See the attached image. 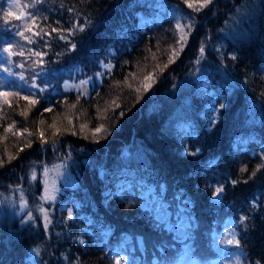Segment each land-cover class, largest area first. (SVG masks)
<instances>
[{
  "label": "trees",
  "instance_id": "16d2710c",
  "mask_svg": "<svg viewBox=\"0 0 264 264\" xmlns=\"http://www.w3.org/2000/svg\"><path fill=\"white\" fill-rule=\"evenodd\" d=\"M7 1L0 0V49L15 39L42 50L43 40L27 45L4 25ZM19 1L24 17L40 8ZM72 21L86 30L68 37L71 43L56 33L44 37L52 47L43 49L40 77L27 70L35 67L31 61L15 66L24 63L20 56L0 62L16 74L0 71V92H37L33 81L43 89L26 115L9 97L12 119L0 121V154L14 158H0V199L18 192L14 182L34 192L27 173L55 152L75 183L43 205L52 221L47 230L40 217L21 225L0 208V264H264V166L256 171L264 165V0H214L199 12L179 0H47L37 26L66 29ZM178 23L184 32L194 25L182 50ZM145 67L153 71L137 75ZM50 116L62 122L59 132L79 136L39 142L41 133L48 138ZM217 187L224 191L214 201ZM242 215L249 217L243 225ZM224 231L240 247L228 244L220 256L213 243Z\"/></svg>",
  "mask_w": 264,
  "mask_h": 264
},
{
  "label": "snow or ice",
  "instance_id": "6c2138e0",
  "mask_svg": "<svg viewBox=\"0 0 264 264\" xmlns=\"http://www.w3.org/2000/svg\"><path fill=\"white\" fill-rule=\"evenodd\" d=\"M47 3V0H34V2L31 5H25L24 7H33V8H37V5L40 6V8H37V10L31 14H29L27 17H24L22 13L16 14L15 16H13V13L11 11H5L2 17V21L4 23V25L8 28H11L13 30H15V36H18L20 38V40L24 41L25 44L27 45H37V40L33 39L34 37L39 38L41 40H43V45H37L38 47H40L42 50L40 51H33L31 47L25 48L23 44H20V41L12 39V40H8V41H3L4 46L2 47V49H0V62H3L5 65H9L14 63L12 61V57L14 56H20L21 58L24 59V63L21 64H16V67H20L22 69L25 68V64L28 63V61H31L32 64L35 65L34 68H29L27 69L28 71L32 72V74L36 77H40L42 75V73L40 71H38V69H42L44 67L45 61H44V57L47 55V52L44 51L43 49L45 48H51L52 45L49 43V39H51V34L52 33H56L57 34V38L59 40H66L68 43H71L70 40H68V37H72L75 35L76 32H83L85 31V26L79 22L76 21H72L69 24L68 28H63L61 27H53L50 29V31H45L42 27L37 26V18L40 17V12L41 9L43 7V5ZM183 3H185L187 5L188 8L193 9L194 11L199 12L201 9L204 8H208L210 5H214V0H197V3H193L192 0H183ZM14 5H9V7H13ZM68 11L71 13L74 11V9L69 8ZM11 18V19H10ZM43 19L47 20V17H42ZM23 20L22 24L19 23H13V21H21ZM194 25H184L185 28L188 29V32H184L181 31V24H177L176 25V29L177 31L180 33L179 34V40L178 43L181 45V49H183V44L187 42V38H188V33L191 32V27ZM35 29V30H34ZM30 34V35H29ZM44 37H49V39H44ZM71 48L74 49L75 48V44H71ZM200 51V55L203 56L205 53V47L201 46V48L199 49ZM217 51H219V49H217ZM25 53H27V57L25 58ZM6 54V55H5ZM178 52L174 50L173 55H177ZM57 55H60V53H57ZM231 59L235 60L237 59L236 56H232ZM199 60V58H198ZM172 60L171 58L169 59V63H171ZM112 66L108 65V68L110 69ZM165 68L168 67V64L164 65ZM0 71H5L8 72L9 76H13L16 75L15 73L11 72L9 70V68L6 66L3 69H0ZM19 79L23 80L25 79V77L21 74L19 76ZM145 81H151L153 79V77L151 75L145 76L144 77ZM87 83L86 81H81V84H85ZM151 86L150 83H144L143 87L147 90L149 87ZM31 88L33 89H37V92H29L26 95H19L16 92H0V99L3 100V102L5 104L9 103V97H15L17 100H24L26 101L27 105L29 106H35L38 102V100L35 98L38 95L39 91H42L43 89L39 87V85L33 81L30 85ZM79 87V86H77ZM81 95H86L85 93H81ZM72 107H75V105L73 104ZM220 109H223L226 107L225 104H220ZM45 111H51L50 108L45 109ZM213 111H217V109L214 107ZM21 115H26L27 112H21ZM215 121L213 119H209V124H213ZM10 129H5V131H9ZM210 130V129H209ZM102 131V126H98L95 128L94 132H93V136H95L97 133H100ZM75 134V133H73ZM17 135H19V133H17ZM40 138L42 141V144H46L47 141L44 140L43 138V133L40 134ZM57 141H54L52 144V147L56 146ZM26 147H31V144H27ZM22 150V149H21ZM200 151L199 148L196 149L195 152L192 151H187L186 154L188 155H196L198 154ZM14 157H10V159H12ZM261 159L264 160V154L261 155ZM0 166H2V162H0ZM264 165L258 166L256 171H260V167H262ZM245 169H241V171H244ZM256 172H253L252 175L255 176ZM33 180H36V174L33 173L32 177ZM246 182V181H245ZM233 184H236V181L233 180L232 181ZM224 189L223 187H217L215 189V193L213 195V200H219V198L221 197L222 193H223ZM23 196H21V201L23 202ZM41 199H44L43 197ZM258 201H253L252 207H256ZM41 212H44V209L41 208L40 209ZM72 209L68 210V218L71 219L72 218ZM30 219H32V217H29ZM249 219V217L247 215H242L239 217V222L240 224H245L247 222V220ZM52 221L49 219V217L47 215H45L44 217V228L47 230L49 224H51ZM79 243L81 245H84V241L81 239L79 240ZM228 244H235V246L237 248L240 247V243L239 241L235 240V236H233V239L228 240ZM38 251V250H35ZM65 259H68L67 257H65ZM118 264V262H117ZM161 264H163V261H161Z\"/></svg>",
  "mask_w": 264,
  "mask_h": 264
},
{
  "label": "rangeland",
  "instance_id": "374dc122",
  "mask_svg": "<svg viewBox=\"0 0 264 264\" xmlns=\"http://www.w3.org/2000/svg\"><path fill=\"white\" fill-rule=\"evenodd\" d=\"M179 1L183 2V0H179ZM10 4L14 6L10 8L9 7ZM6 10L11 11L13 13V16H15L16 14H19L20 13V1L19 0H8L7 5H6ZM163 47L164 45L161 43L160 46L157 48L161 52ZM148 70L153 71L151 67H148V68L145 67L144 70L139 69L137 72V75L139 76L145 75L148 72ZM115 89L116 88H114V90L112 91H115ZM14 100H17V99L14 98ZM19 101H21L22 106L25 107V108L20 107V109L23 112L26 111V109H27V112L29 109H32L33 106L27 105L26 101L24 100H19ZM12 105H13V99H9L8 104H4L3 106H0V121L2 118H5L6 120L12 119L10 118V116H8V112H6L7 109L11 107ZM31 111L32 110H30L29 113ZM50 117L54 119L55 116H50ZM50 117H46V118H50ZM61 123L62 122H60L58 119L56 120L54 119L53 121H51V123L47 122V128L45 129L44 135H48V138L45 141L49 142V139H53L54 137L60 134L63 135L64 133H66L67 135L79 136L77 135L75 131L59 132L58 128ZM80 136L85 137V134H82ZM33 139L34 137L32 138V142H33ZM27 141H28L27 144L29 143L31 144V140H29L28 137L26 138V142ZM39 142H41V140ZM3 157L5 156L1 153L0 158H3ZM6 157L8 161L10 162L11 159H10L9 152H6ZM2 162H3V159H2ZM28 173H27V181L25 183L28 184L29 182L30 184H32L31 188L36 185L35 186L37 188V191L35 188L36 193L35 191L32 192L31 190L24 192V190L22 189L24 187L21 186V183L17 184L16 182H14V185L12 184V186L17 187L18 192L15 193L13 191V193L8 194L2 200L0 199V208H5L9 210L11 213H14L13 215L16 216L17 223L21 225L32 223V219L35 220L36 216L44 220L45 215H48V213L43 208V205H45L48 202H51L55 198L57 193L59 195V193L62 191L63 188L68 187L72 189L75 186V183L69 174V169L67 167L66 159H64V156H61V154H56V152L53 153V160L50 163L47 161L43 164H40L38 169H32ZM33 173L36 174V180H33L31 178ZM13 190H16V189H13ZM28 193L34 194V200L33 198H31V201H32L31 206L30 208L28 207L29 209L27 210V205H29ZM1 196L2 195H0V197ZM21 196H23L24 198L23 202L21 201ZM42 197L44 199H41ZM41 208L44 209V212L40 211ZM30 216L32 217V219L29 218ZM160 219H162V217H160ZM178 233L179 235L183 233V226H180L178 228ZM230 238H231V235L229 236L227 232L222 234L219 237H215V249L219 254L222 252L223 247L226 245L228 240H230ZM186 264H189V263L187 262ZM222 264H225V262H223Z\"/></svg>",
  "mask_w": 264,
  "mask_h": 264
},
{
  "label": "bare ground",
  "instance_id": "6f19581e",
  "mask_svg": "<svg viewBox=\"0 0 264 264\" xmlns=\"http://www.w3.org/2000/svg\"><path fill=\"white\" fill-rule=\"evenodd\" d=\"M239 141H240V142H244L245 139H240ZM253 151H254V152H261V149H259V148H255ZM172 207H173V208H177L178 206L175 205V204H173ZM207 226H208V225H206L205 227H207ZM218 230H219V231H222L221 228H218ZM228 234H229V236L231 235L230 232H228ZM218 237H219V236H218ZM231 238H232V235H231ZM231 238H230V239H231ZM213 245H214V248H215V237H214V243H213ZM227 245H228V242H227L226 245L223 247V250H222L221 253H223L224 248H225ZM215 251H216V249H215ZM216 253H217L218 255L221 254V253L219 254L217 251H216Z\"/></svg>",
  "mask_w": 264,
  "mask_h": 264
}]
</instances>
